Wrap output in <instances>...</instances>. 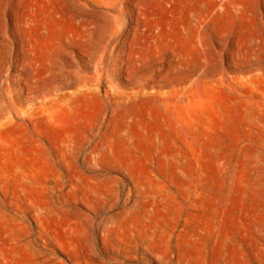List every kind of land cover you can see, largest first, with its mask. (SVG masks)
<instances>
[{
  "label": "rangeland",
  "instance_id": "obj_1",
  "mask_svg": "<svg viewBox=\"0 0 264 264\" xmlns=\"http://www.w3.org/2000/svg\"><path fill=\"white\" fill-rule=\"evenodd\" d=\"M0 264H264V0H0Z\"/></svg>",
  "mask_w": 264,
  "mask_h": 264
},
{
  "label": "bare ground",
  "instance_id": "obj_2",
  "mask_svg": "<svg viewBox=\"0 0 264 264\" xmlns=\"http://www.w3.org/2000/svg\"><path fill=\"white\" fill-rule=\"evenodd\" d=\"M181 122V121H180ZM185 123V122H184Z\"/></svg>",
  "mask_w": 264,
  "mask_h": 264
}]
</instances>
